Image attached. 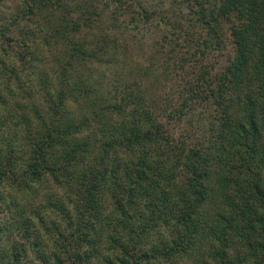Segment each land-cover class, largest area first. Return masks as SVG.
Returning a JSON list of instances; mask_svg holds the SVG:
<instances>
[{"label": "trees", "instance_id": "obj_1", "mask_svg": "<svg viewBox=\"0 0 264 264\" xmlns=\"http://www.w3.org/2000/svg\"><path fill=\"white\" fill-rule=\"evenodd\" d=\"M21 4L51 50L0 53V99L11 79L30 105L1 138L0 182L19 140L17 186L61 190L57 245L26 231L35 264H264V0ZM147 49L158 72L128 55Z\"/></svg>", "mask_w": 264, "mask_h": 264}, {"label": "rangeland", "instance_id": "obj_2", "mask_svg": "<svg viewBox=\"0 0 264 264\" xmlns=\"http://www.w3.org/2000/svg\"><path fill=\"white\" fill-rule=\"evenodd\" d=\"M21 1L0 0V53H4V58H8L7 61L11 63L13 57L19 53L29 54L30 56L31 50L35 47L36 52L39 50L37 52L41 58L39 62L47 63L51 48L39 44V41L43 40V34L37 31L41 28L40 24L42 23L40 20L29 19L26 14L21 12ZM3 48H7V50L2 52ZM162 50L164 51V49ZM227 50H229V45L226 52ZM151 53H157V51L155 50ZM128 55L134 65H140L139 68L147 67L152 63L154 66L153 70L157 69V72L159 64L164 59V54L161 50L157 54L159 56L157 62L149 60L150 51L148 49L144 50L143 53L135 52ZM225 57L226 54L223 52L221 59ZM130 59L128 58V61H131ZM29 61H26L24 68L30 69V66L28 68ZM180 74L185 75L184 72ZM21 75L23 74L21 73ZM174 75L177 74H171L172 81L173 83H178L181 77L179 75L175 77ZM22 80H25V78H22ZM3 89L4 96L0 99V146L4 142L1 139L2 137L11 139L15 136V133L18 135L20 132V125L15 123L20 105H24V107L27 105L28 108L26 109H29L30 106L24 98L27 91L25 83L16 84L15 81L8 79V86H3ZM70 106L76 111L81 108L80 103H71ZM189 119H192V117L190 116ZM189 119H184L179 124L186 126L187 121L190 123ZM195 124L196 120H193L192 125ZM13 145L15 147L13 153L15 157L18 156L16 159L17 164L13 163L11 166L9 164H4L3 166L2 164L3 170H1L3 180L0 182V245H5V257L0 259V264H9L14 247L19 246L21 243L25 245L22 244L27 254V257L23 258L21 263L35 264L38 261L37 252L32 248L34 247L31 242L33 238L27 240L26 235L28 233L26 231L35 232L34 234L37 235L40 243L39 249L44 252L57 245V229L55 227L61 226V216L59 212L47 209L46 202L48 196H54L55 193L61 195V190L59 191V188L50 180L34 183V185L29 184L27 187H24V185L17 186L19 179L22 176L25 178L26 169L22 166L20 141L14 140ZM26 224H28V227H23ZM46 228L50 229V233ZM185 264L191 263L186 262Z\"/></svg>", "mask_w": 264, "mask_h": 264}]
</instances>
